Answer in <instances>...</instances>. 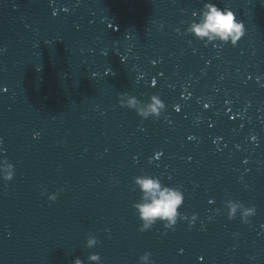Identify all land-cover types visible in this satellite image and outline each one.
<instances>
[{
	"label": "water",
	"instance_id": "obj_1",
	"mask_svg": "<svg viewBox=\"0 0 264 264\" xmlns=\"http://www.w3.org/2000/svg\"><path fill=\"white\" fill-rule=\"evenodd\" d=\"M203 2L0 0V157L15 166L0 180V264L90 252L138 264L145 251L155 264H264V0H213L247 30L221 49L184 34ZM120 92L167 110L143 120ZM141 169L183 186L191 227L138 231ZM42 188L63 191L51 202ZM229 197L256 206L250 225L209 219Z\"/></svg>",
	"mask_w": 264,
	"mask_h": 264
},
{
	"label": "clouds",
	"instance_id": "obj_2",
	"mask_svg": "<svg viewBox=\"0 0 264 264\" xmlns=\"http://www.w3.org/2000/svg\"><path fill=\"white\" fill-rule=\"evenodd\" d=\"M55 14L56 12L54 11L53 15ZM192 17L193 19L186 23L184 34L191 35L204 47L209 45L219 49L225 45L236 47L238 42L246 35L247 30L244 22L239 20L230 8H222L213 0H205L198 12H192ZM180 31L179 28L176 29L177 33H180ZM109 71L106 70L105 75ZM96 75V73L92 74L93 77ZM153 84H155V81H153ZM117 96L119 106L135 110L136 114L143 120H147L150 117L159 119L167 110L165 102L157 94L150 95L147 101H142L127 92L117 93ZM173 107L176 111L180 110L178 105ZM158 155L159 153H156V156ZM14 177V164L9 161L7 156L0 157V180L5 182L7 186V183L12 181ZM112 180L114 185L120 183L115 177ZM131 185V190L139 193V198L131 205L134 215L139 221V232L149 231L157 224H160L165 232L175 231L179 221H188L189 227H191L197 220L198 215L196 213H193L189 218L186 213L180 210L185 201V192L182 185L165 184L159 176L147 173L143 169H141L139 175L133 177ZM59 191H63V189L49 193L46 188H42L40 195H47L49 201L55 202ZM214 202V200L209 201V203ZM222 205V209H213V215L209 219H213L216 215L223 212L229 220H234L239 216L241 223L250 225V218L257 213V208L254 204L246 206L242 201L230 197L224 199ZM233 235L235 236L237 233H233ZM99 243L100 241L95 234L92 232L86 234V248L91 249ZM87 261L89 264H101V256L99 253L90 252L87 256ZM71 264H85V261L77 256L73 258ZM138 264H155L152 259V253L145 251L138 257Z\"/></svg>",
	"mask_w": 264,
	"mask_h": 264
},
{
	"label": "snow or ice",
	"instance_id": "obj_3",
	"mask_svg": "<svg viewBox=\"0 0 264 264\" xmlns=\"http://www.w3.org/2000/svg\"><path fill=\"white\" fill-rule=\"evenodd\" d=\"M189 139H194V138H192V137H189ZM159 153V152H158ZM160 156H161V153H159V155L158 156H156V158L157 159H159L160 158ZM200 259H203V257H201Z\"/></svg>",
	"mask_w": 264,
	"mask_h": 264
}]
</instances>
